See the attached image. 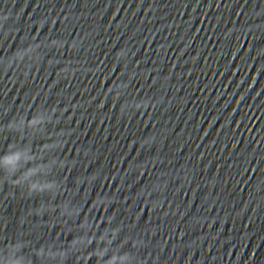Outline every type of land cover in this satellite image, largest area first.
<instances>
[{
    "label": "water",
    "instance_id": "obj_1",
    "mask_svg": "<svg viewBox=\"0 0 264 264\" xmlns=\"http://www.w3.org/2000/svg\"><path fill=\"white\" fill-rule=\"evenodd\" d=\"M84 219L87 264H264V0H0V252Z\"/></svg>",
    "mask_w": 264,
    "mask_h": 264
},
{
    "label": "clouds",
    "instance_id": "obj_2",
    "mask_svg": "<svg viewBox=\"0 0 264 264\" xmlns=\"http://www.w3.org/2000/svg\"><path fill=\"white\" fill-rule=\"evenodd\" d=\"M4 20H7L8 17L2 16ZM31 123H36L35 120L31 121ZM20 154L16 153L12 156H6L4 159L6 162H11L13 160H19ZM16 167H11L7 170L8 176L6 177V180H8L14 187H18L22 184L24 180H27L28 177H30L35 170L30 169L28 172L24 173V175L19 178L12 180L11 176L16 172ZM91 180V178L89 179ZM37 189V185L31 184L29 186V193ZM42 190V189H41ZM111 202V198H101L99 200H94L92 205L95 207H99L100 203H104L105 208L108 206V204ZM67 208V206H65ZM54 210V209H53ZM29 215H32V210H29ZM35 214L37 216L42 215V210H36ZM81 211L79 208L73 209L71 212L68 211H62L60 212L61 217H77L80 216ZM108 223H111V218L108 219ZM79 228L85 230L84 235L75 236L71 241L68 242L67 248L61 247L60 250L56 252L49 251L47 253V259L48 260H57L58 264H65V261L69 258L71 255H75L77 261L82 262V264H87V261L91 260L93 256L97 258V261H100L104 259L108 252L107 245H110L112 243V240L117 235V230L112 229L111 231V238L108 237L107 232L102 233L99 237H94L91 235H87V232L89 230L95 231V229L92 226V223L88 221L87 219H84L80 222L78 225ZM104 243L106 246L104 248H96L93 249L91 252H86L84 250L91 247L93 243ZM29 245L25 241L23 243H16L12 245H6V251L0 252V264H35V262L32 259V256H35L39 261L40 264H46L45 260V252L43 248L35 249L30 254L25 255L23 254V249L28 248ZM117 257L115 255L110 256L106 261L105 264H116ZM120 259H127V254L120 257ZM138 264H143L142 260L138 261Z\"/></svg>",
    "mask_w": 264,
    "mask_h": 264
}]
</instances>
